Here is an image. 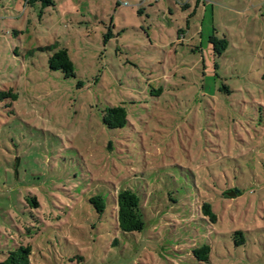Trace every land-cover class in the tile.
I'll list each match as a JSON object with an SVG mask.
<instances>
[{
    "label": "rangeland",
    "instance_id": "obj_1",
    "mask_svg": "<svg viewBox=\"0 0 264 264\" xmlns=\"http://www.w3.org/2000/svg\"><path fill=\"white\" fill-rule=\"evenodd\" d=\"M26 1L0 0V262L29 244L31 264H264L263 48L211 59L170 0ZM60 49L74 77L49 68ZM127 189L140 232L117 226Z\"/></svg>",
    "mask_w": 264,
    "mask_h": 264
},
{
    "label": "trees",
    "instance_id": "obj_2",
    "mask_svg": "<svg viewBox=\"0 0 264 264\" xmlns=\"http://www.w3.org/2000/svg\"><path fill=\"white\" fill-rule=\"evenodd\" d=\"M37 1H42L49 6L53 5L52 0H27L26 3L28 5H33V3ZM209 42L213 46L215 51L214 54L216 56H220L227 47V42L225 40H217L215 37H210ZM48 64L51 70H61L65 77H74L73 66L66 49H60L54 52L52 57L49 58ZM0 96L11 97L13 101L16 99V94L11 89L6 92L0 91ZM126 117L127 115L124 108H110L106 110V115L103 117V123L110 129H120L126 125ZM225 193L226 192L223 193V196L226 195ZM29 197L30 198H28L27 202L31 203L34 208H39L40 204L36 197ZM89 203L99 215L104 213L107 205L106 200L99 195L90 198ZM115 206L117 226L122 233L140 232L143 229V214L140 208L139 198L135 193L128 189L119 191L116 197ZM202 212L203 215L209 217L212 221H215V214L212 212L209 204L204 203L202 205ZM236 235H241V233L237 232ZM241 241L243 242V239ZM31 251L29 244L18 245L14 250L7 253L6 258L0 262V264H31ZM209 252L210 248L204 246L195 250L194 254L198 259L208 261Z\"/></svg>",
    "mask_w": 264,
    "mask_h": 264
},
{
    "label": "crops",
    "instance_id": "obj_3",
    "mask_svg": "<svg viewBox=\"0 0 264 264\" xmlns=\"http://www.w3.org/2000/svg\"><path fill=\"white\" fill-rule=\"evenodd\" d=\"M159 0H149V5L159 3ZM168 1V0H165ZM173 9L176 5L183 7L184 12L192 19L195 24V33L200 39L199 48H202V37H217L218 31L225 32L223 36L227 42V48L235 47V50H242L244 43L256 44L263 48L264 53V0H170ZM263 2V3H262ZM168 12H172L169 2H166ZM207 21L205 30L203 26ZM200 25V26H199ZM189 26V21H188ZM252 26L253 34L250 33L248 27ZM196 27V28H195ZM232 27V28H231ZM236 30V35L231 37V30ZM194 38V37H193ZM237 46V47H236ZM239 47V48H238ZM212 45L208 42L207 50L210 58H223L215 56L214 52H210ZM226 48V49H227ZM243 51V50H242ZM264 60V56L261 57ZM262 64V63H261Z\"/></svg>",
    "mask_w": 264,
    "mask_h": 264
},
{
    "label": "built area",
    "instance_id": "obj_4",
    "mask_svg": "<svg viewBox=\"0 0 264 264\" xmlns=\"http://www.w3.org/2000/svg\"><path fill=\"white\" fill-rule=\"evenodd\" d=\"M141 1H143V0H141ZM263 9H264V4H263Z\"/></svg>",
    "mask_w": 264,
    "mask_h": 264
}]
</instances>
